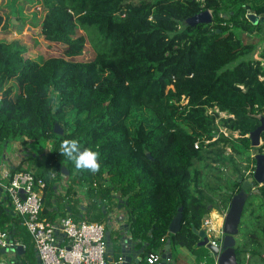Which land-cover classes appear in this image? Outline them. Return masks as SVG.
<instances>
[{"label":"trees","instance_id":"trees-1","mask_svg":"<svg viewBox=\"0 0 264 264\" xmlns=\"http://www.w3.org/2000/svg\"><path fill=\"white\" fill-rule=\"evenodd\" d=\"M39 3L45 11L42 37L64 49L61 55L37 60L26 54L28 48L19 39L0 41V150L27 137L31 157L42 156L51 144L38 173L46 181L42 216L55 218L53 199L67 167L74 183L87 186L88 220L103 222L104 211L116 203L113 195L123 199L133 237L147 243L140 264H148L152 252L162 254L168 240L197 252L200 240L193 227H201L210 209L196 193L201 189L195 162L221 142L244 156L248 166L255 161L251 150L257 147L248 134L264 116V62L249 56L257 43L243 39L237 29L247 34L260 29L264 43L262 20L255 24L246 16L247 6L264 16V0ZM206 9L212 22L187 21ZM8 22L12 20L0 14V30ZM89 40L96 53L81 58ZM8 79H15L18 87L11 85L1 96ZM221 112L227 115L221 117ZM56 123L63 134L55 131ZM220 124L239 137L220 132ZM66 139L78 140L82 150L99 151L101 168L77 169L63 154ZM262 139L259 148L264 152V132ZM223 150L219 159H224ZM18 169L20 165L13 170ZM254 186L244 209V252L257 256L264 183ZM180 207L182 227L170 233ZM13 211L8 195H0V230L26 244L15 262L37 264L31 234ZM204 251L206 264H215L209 249Z\"/></svg>","mask_w":264,"mask_h":264},{"label":"rangeland","instance_id":"rangeland-1","mask_svg":"<svg viewBox=\"0 0 264 264\" xmlns=\"http://www.w3.org/2000/svg\"><path fill=\"white\" fill-rule=\"evenodd\" d=\"M0 14L4 15L7 21L10 19L12 20V23L8 22L7 27L0 30V41H12L19 39L20 42L28 48V52L26 54L37 60L61 55L64 46L60 43L44 40L40 33L41 21L44 18L45 11L42 9L39 0H0ZM262 22L261 29L263 31L264 20ZM237 30L239 36L243 37V39L245 38L246 41L257 43L255 50L249 56L264 62V58L262 57L264 43L261 41L263 32L261 33L260 29H255L252 33L247 34V31L245 30V32L243 28H238ZM79 33H84V31L79 30ZM95 53L94 45L89 40L81 58H91L95 55ZM11 85L16 86L17 88L18 82L15 79H8L2 88L1 96ZM212 111L213 110L210 109V112ZM220 114L221 117H225L227 115L225 112H221ZM217 120H220V117H218ZM219 128L220 132H225L226 135H232L234 138L239 137L238 132H233V134H231V131H229L222 124H220ZM218 137L219 134H216L212 140ZM222 147H224V159H219L217 154L221 151ZM208 149L209 152H205L206 158L195 162V168L200 171L198 186L201 189V193L196 192L197 189L194 184L192 185V191L196 192L198 195L201 194L203 199L209 202V205L217 208H224L223 212L226 213L230 206V196H232L230 192L234 191V194L238 193L241 189L243 181L253 177L254 175L257 163L256 149L254 148L251 150L252 159L253 161L255 159V161L252 162L250 166H248L249 162L244 159V156L241 157L233 151L230 146L225 147L222 142ZM11 151L12 149L10 148L8 151L9 154H11ZM34 160L35 157L28 159V161L32 163L31 165L34 164ZM31 168L27 169L36 171L35 168ZM62 171L64 174L65 171ZM235 182H237V184H235ZM255 182H253V186L251 187L252 189L255 188ZM245 219L246 218H244L243 214L240 225L241 232L237 236L238 245L241 248V255H243L242 260L244 263L249 262L250 264H264V259H262L264 257V221L261 225L262 232L259 244L260 248H258L261 251V254L253 256L251 252H244V241H246V238L244 237ZM16 258L18 260L16 253L11 250L6 256H0V262H9L11 259ZM255 260H257V262Z\"/></svg>","mask_w":264,"mask_h":264},{"label":"built area","instance_id":"built-area-1","mask_svg":"<svg viewBox=\"0 0 264 264\" xmlns=\"http://www.w3.org/2000/svg\"><path fill=\"white\" fill-rule=\"evenodd\" d=\"M1 181L13 206V210L23 218V223L31 234V242L40 258V264H108L109 247L107 227L104 222L78 219L70 214L50 219L42 216L44 208L45 179L28 169L12 170L4 174ZM205 231L209 242L220 244L219 234L209 219L205 220ZM26 244L14 237L8 230H0V248H15ZM160 252L147 256L148 264H159ZM0 264H17L15 259ZM216 264V263H215Z\"/></svg>","mask_w":264,"mask_h":264},{"label":"water","instance_id":"water-1","mask_svg":"<svg viewBox=\"0 0 264 264\" xmlns=\"http://www.w3.org/2000/svg\"><path fill=\"white\" fill-rule=\"evenodd\" d=\"M247 17L255 24L261 21V17L258 13L254 12L252 8L247 7ZM264 20V19H263ZM187 21L196 25L198 23H208L213 21L212 12L208 9L202 10L201 12L189 17ZM55 131L59 134L64 133V128L59 124H55ZM264 132V116L261 117V124L250 134H248L252 139V145L256 148V168L254 171L253 177H250L242 183L241 189L238 193L234 194L230 201V206L226 213L222 214L223 223L221 225L222 228V236L220 237V244L213 245L209 242V237L206 235L205 229H198L197 227H193L195 233L199 234L200 241L198 245L206 246L211 256L215 259L216 264H243L241 260L238 258L237 246H238V238L237 236L240 234V225L242 222V217L244 214L245 205L249 198V190L253 186V182H258L259 184L264 183V152H261L260 146L262 145V134ZM82 150V149H81ZM151 156V154L149 153ZM63 170L67 173H70L67 170V167H63ZM2 187H0V190ZM114 200H117V208H115V212L118 213L124 207V201L120 198L118 194L113 195ZM15 211H13L14 213ZM108 214V210L105 211ZM125 218V213L122 215H107L108 220V231H107V239H108V247L109 252H111V260L115 255V248L118 249L120 253L118 260L113 261V264H139L142 260L141 253L142 251H137L135 249L136 241L133 237L128 235L129 224L121 223ZM183 220V207H180L177 214L171 221L170 231L173 233L178 232L182 227ZM118 223V228L114 231L113 229L115 224ZM171 242L168 240L166 247L162 253V260L159 264H167L169 261H172L173 254L170 251ZM14 251L18 255H23L26 251L23 245L16 246L15 248H0V252L2 254H7L9 251ZM140 256V257H139ZM20 264H24L21 262ZM37 264H40V258L37 255ZM244 264H250L246 262Z\"/></svg>","mask_w":264,"mask_h":264},{"label":"crops","instance_id":"crops-1","mask_svg":"<svg viewBox=\"0 0 264 264\" xmlns=\"http://www.w3.org/2000/svg\"><path fill=\"white\" fill-rule=\"evenodd\" d=\"M254 12H256L254 9H252ZM257 13V12H256ZM260 15V14H259ZM261 20L263 21L264 16L260 15ZM12 149L11 154H9V149ZM51 144L48 143V146L45 151V155L42 156H32L31 154L34 152L32 147V140H30L27 137H22L19 139H16L12 142L10 146L5 145L0 150V183L2 180H5L4 174L8 171L11 172L15 167L19 166L21 168L27 169H36L37 174L42 173L41 164L45 160L46 154H48L51 151ZM35 157V162L33 165L28 161V159H32ZM74 175H70V173L65 172L62 174V176L58 180V186L56 188L55 196H54V210H55V218L70 214L73 217H76L78 219H86L88 220L89 216L87 212V207L89 206L91 200L87 194V186L82 185L80 183H74L73 182ZM0 187L2 185L0 184ZM0 195L5 196L6 192L2 189L0 190ZM117 202V200L115 199ZM118 203V202H117ZM117 203L114 205L109 206L105 211L108 210V214L104 211L106 214L104 223H106L107 231H108V220L107 215H122L125 213V218L121 222L123 224L127 223L129 224V212L127 211L126 207H123L118 213L115 212V208H117ZM210 212H208L202 219V225L198 229H204L205 228V220L209 219L211 224L217 228V233L219 234L220 227L223 223V217L222 214H224V208H217L213 207L212 205H209ZM90 221V220H89ZM171 224V223H170ZM119 224L116 223L113 229L114 231L118 228ZM170 231V228H169ZM170 233H173L170 231ZM128 235L133 237L132 232L128 230ZM199 235V234H198ZM134 238V237H133ZM136 241L135 249L137 251H142L141 256L143 257L141 261L145 258V250L147 247V243H144L140 241L138 238H134ZM199 240L200 236H199ZM197 252L189 249L187 246L183 245H174L171 243L170 251L173 254L172 261L174 264H206L205 256L203 257V253H206L204 249L206 246L197 245ZM7 254H2L0 252V256L4 257ZM120 253L118 252V249L115 248V255L112 257L111 260V252H109V263L113 264V261L118 260ZM207 255V253H206ZM140 257V256H139ZM12 260V259H11ZM10 260V261H11ZM140 261V262H141ZM6 262V261H5ZM36 262H37V255H36ZM1 263V262H0ZM140 264V263H139Z\"/></svg>","mask_w":264,"mask_h":264},{"label":"clouds","instance_id":"clouds-1","mask_svg":"<svg viewBox=\"0 0 264 264\" xmlns=\"http://www.w3.org/2000/svg\"><path fill=\"white\" fill-rule=\"evenodd\" d=\"M76 139H66L62 144L64 156L74 162L77 169H87L91 172H97L101 168L100 152L90 148H84Z\"/></svg>","mask_w":264,"mask_h":264},{"label":"flooded vegetation","instance_id":"flooded-vegetation-1","mask_svg":"<svg viewBox=\"0 0 264 264\" xmlns=\"http://www.w3.org/2000/svg\"><path fill=\"white\" fill-rule=\"evenodd\" d=\"M244 182V181H243ZM241 232V231H240ZM240 247H239V245L237 246V251H238V249H239ZM238 253V258L241 260V262L244 264V262H243V260H242V258H243V255H241V252H237Z\"/></svg>","mask_w":264,"mask_h":264}]
</instances>
